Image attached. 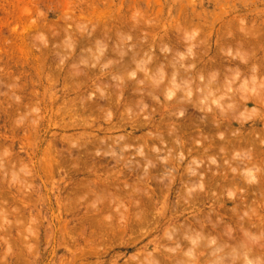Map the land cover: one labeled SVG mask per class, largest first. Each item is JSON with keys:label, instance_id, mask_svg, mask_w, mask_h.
<instances>
[{"label": "rangeland", "instance_id": "rangeland-1", "mask_svg": "<svg viewBox=\"0 0 264 264\" xmlns=\"http://www.w3.org/2000/svg\"><path fill=\"white\" fill-rule=\"evenodd\" d=\"M211 74L208 140L177 101ZM263 103L264 0H0V264H264Z\"/></svg>", "mask_w": 264, "mask_h": 264}, {"label": "bare ground", "instance_id": "bare-ground-1", "mask_svg": "<svg viewBox=\"0 0 264 264\" xmlns=\"http://www.w3.org/2000/svg\"><path fill=\"white\" fill-rule=\"evenodd\" d=\"M83 1H84V0H83ZM137 17H138V16H137ZM120 19H121V18H120ZM199 19H200V18H199ZM140 20H141V19H140ZM100 21H101V20H100ZM100 21H99V22H100ZM111 25H112V24H111ZM135 25H137V24H135ZM132 27H133V26H132ZM211 27H212V26H211ZM116 29H117V28H116ZM131 30H132V28H131ZM118 31H119V30H118ZM242 32H243V31H242ZM250 33H251V32H247V33L245 32V34H246L247 36H248V34L250 35ZM230 34H231V33H230ZM126 35H127V34H126ZM108 36H109V35H108ZM130 36H131V35H130ZM239 36H240V35H239ZM100 37H101V36H100ZM105 37H106V36H105ZM217 37H218V36H217ZM237 37H238V36H237ZM103 38H104V37H103ZM110 38H111V37H110ZM128 38H129V37H128ZM131 38H132V37H131ZM87 39H88V38H87ZM126 39H127V38H126ZM155 40H156V38H155ZM164 40H165V39H164ZM98 41H99V40H98ZM120 41H121V40H120ZM187 41H188V40H187ZM230 42H231V41H230ZM238 43H239V42H238ZM165 44H166V43H165ZM191 45H193V44H191ZM191 45L188 46V47H190V48L193 49V46H191ZM236 45H237V44H236ZM164 46H165V45H164ZM166 46H167V45H166ZM95 47H96V46H95ZM133 47H134V46H133ZM190 48H189V49H190ZM169 49H170V48H169ZM169 49L167 48V50H169ZM122 50H123V49H122ZM159 50H160V48H159ZM187 50H188V49H187ZM190 50H191V49H190ZM104 51H105V50H104ZM119 51H120V50H119ZM175 51H176V50H175ZM175 51H174V52H175ZM195 51H196V50H195ZM206 51H207V50H206ZM97 53H98V51H97ZM144 53H145V52H144ZM146 53H147V52H146ZM189 53H190V56H191V55L193 56V52H192V54H191V51H190ZM100 54H101V53H100ZM103 54H104V53H103ZM137 54H138V53H136V56H134V57H137V56H138ZM147 54H148V53H147ZM181 54H182V53H181ZM181 54L179 55V58H184V57H186L185 54H184V56L181 55ZM195 54H196V53H195ZM118 55H119V54H118ZM122 55H123V54H122ZM174 55H175V54H174ZM151 56H152V55H151ZM151 56H150L149 58H147V60H149V59L151 58ZM171 56H172V55H171ZM192 56H191V57H192ZM239 56H240V55H239ZM134 57H133V58H134ZM152 57H153V56H152ZM187 57H188V56H187ZM137 58H138V57H137ZM137 58H136V59H137ZM142 58H143V57H142ZM142 58H141V59H142ZM162 58H163V57H162ZM145 59H146V58H145ZM151 59H152V58H151ZM164 59H165V58H164ZM125 60H129V59H125ZM125 60L122 59V61H125ZM133 60H135V58H134ZM133 60H132V58H131V61H133ZM159 60H160V59H159ZM176 60H178V57H176ZM176 60H175V61H176ZM194 60H195V57H194ZM129 61H130V60H129ZM135 61H136V60H135ZM170 61H171V60H170ZM192 61H193V60H192ZM99 62H100V61H99ZM136 62H137V61H136ZM136 62H135V63H136ZM150 62H152V61H150ZM150 62H149V63H150ZM171 62L173 63L174 60L171 61ZM171 62L168 63L170 68H172V67L175 65V64H172ZM177 62H179V61H177ZM177 62H176V63H177ZM186 62H188V61H186ZM246 62H247V61H246ZM113 63H114V62H113ZM128 63H129V62H128ZM131 63L133 64L134 61H133V62H130V65H131ZM144 63L146 64V60L144 61ZM147 63H148V62H147ZM159 63H161V61H160V62L158 61V63L156 62L155 65H156V64L159 65ZM170 63H171L173 66H172V65L170 66ZM174 63H175V62H174ZM239 63H240V62H239ZM150 64H151V63H150ZM190 64L192 65V62H191ZM190 64H189V62H188L187 64H185V62H184L183 65H185L184 67H186L187 65H190ZM88 65H89V64H88ZM96 65H97V63H96ZM107 65H108V64H107ZM107 65H106V66H107ZM123 65H124V62H123ZM133 65H134V64H133ZM139 65H140V62H138V66H139ZM161 65L164 66V64H162V63H161ZM161 65H160V66H161ZM177 65H178V63H177ZM177 65H175L176 68H177V70H176L175 72H176L177 74L171 75V78H172V76H173V78H172L171 80H173L175 76L178 77V74H179V72L181 71V70H180V69L182 68L181 65H180V68H179V72H178V67H177ZM183 65H182V66H183ZM191 65H190V67H191ZM140 66H141V65H140ZM143 66L146 67V65H144V64H143ZM151 66H152V65H151ZM156 66H157V65H156ZM156 66H154V68H153L154 70H153V71H152V70H150V71L148 70V74L150 73V76H151L150 78H152V77H153V74H154V73L151 74V72H154V71L156 72V70H155V67H156ZM160 66H159V67H160ZM175 66H174V69H175ZM193 66H194V65H192L191 69L193 68ZM147 67H148V66H147ZM157 67H158V66H157ZM159 67H158V68H159ZM184 67L182 68V70H184ZM203 67H204V66H203ZM108 68H109V67H108ZM125 68H127V67H125ZM151 68H152V67H151ZM160 68H161V67H160ZM160 68H159V75H157L158 73H157V74H154V77L157 75V77H155V79H154L155 82H154L153 79H152V81H153V82H152V81L148 78L149 81L152 82V84H150L151 86L149 85V81H148V84H147V82L145 83L146 85H149V87L152 88V90H153V87H152L153 84L156 83L157 86H154V87H156V90L154 89L155 91L158 90V87H159V90H158V91H160L162 85L159 83V82H160L159 80H161V82H162V81L164 80V76L166 75V73H164V75H163V69H164V67L161 68V69H162L161 71H160ZM187 68H189V67H187ZM212 68H213V67H212ZM242 68H243V67H242ZM100 69H101V68H100ZM165 69H166V68H165ZM174 69H173V71H174ZM189 69H190V68H189ZM189 69H187V70H189ZM185 70H186V69H185ZM200 70H202V68H201ZM206 70H208L207 66H206ZM235 70H236V69H235ZM243 70H244V69H243ZM171 71H172V70H171ZM173 71H172V73H175V72H173ZM189 71H190V70H189ZM191 71H192V74L195 75V73H196L197 71H199V69L196 70L195 68H193V70H191ZM230 71H231V70H230ZM183 72L186 73L187 71H183ZM201 72H202V71H201ZM201 72L199 71V72L196 73V74H199V73H201ZM148 74H147V75H148ZM161 74L163 75V77H162ZM202 74H203V72H202ZM179 75H180V74H179ZM200 75H201V74H200ZM200 75H199V76H200ZM223 75H224V74H223ZM226 75H227V74H226ZM226 75H224V77H225ZM129 76H130V75H129ZM133 76H134V75H133ZM148 76H149V75H148ZM148 76H147V77H148ZM188 76L191 77V75H188ZM202 76H203V77L200 76L199 79H200V78H203V79H204V75H202ZM209 76L211 77L210 79L207 80V78H206L207 81H206V80H205V82L203 81V82H204V83H203V88H205V89H203V90L201 91V88L198 86V92L201 91L200 93H198V94H196V93L193 94V92L191 91V88H192V87H191V88H189L190 91L187 90L186 92H181V93H183V94L181 95V96H182V99H179V100L177 101V102H179V101L183 100L184 95H185L184 93H186V96H185L184 100H183L182 103H181V106H182L183 108H180V109H181V110H179L180 113H181V111H182V113H183V110H185L184 112H186V110H187L188 108L190 109L191 107L195 108V109L192 108V110H195V111H196V110H197V111L199 110L200 112H202V111L205 112V111H206L205 113H206L207 115H209V117H208V119H207L208 121H207L206 119H205V120L209 123L207 126H208V127L210 126L209 131L207 130V132L209 133V139L207 138L208 140H210V138H211L212 134L214 133V131L217 130L218 132H220L219 130H221L220 128H221V127L223 126V124H224V121H223L224 119H223V118H225V117H223V115H222L221 118H217L216 116H211V113H213V112L209 113V112L211 111V104L209 105L210 107L207 106L206 104H209V103H210V102H208L207 100H209V98H210V100H212V98H213V100H214L216 103H218V101L216 100V97L218 98L220 95H222V93H223L222 87L229 86V85H228V82H227V77H228V75H227V77L224 78V79H226V80L224 81V83H223L224 86H223L222 83H220L219 80H218V81H216V80L213 81V78H215V77H214L212 74L209 75ZM209 76H208V78H209ZM236 76H237V75H236ZM240 76H241V74H240ZM160 77H162L163 79L160 78ZM177 77H176V78H177ZM212 77H213V78H212ZM245 77H246V76H245ZM168 78H169V77H168ZM180 78L183 79L182 77H180ZM180 78H179V79H180ZM187 78H188L187 76H186V78L184 77V80L186 81ZM130 79H131V78H130ZM158 79H159V80H158ZM177 79H178V78H177ZM179 79H178V80H179ZM211 79H212V80H211ZM215 79H216V78H215ZM228 79H229V77H228ZM142 80H143V79H142ZM156 80H157L158 82H157ZM174 80H175V79H174ZM174 80H173V81H170V83H169V81H168V82H167L168 84H167L166 82L164 83V81H163V83L166 85L165 87H168L169 84H171V82H173L171 86H175V87L177 86V87H179L178 85H175L176 82L174 83ZM191 80L193 81L192 84L189 83V82H191ZM194 80H195V79H194ZM194 80H193V78H192V79L189 78V80L187 79L188 82L186 81L185 83H188V84H185V83H184V84H185V87H186L187 85L190 86V84L193 85L194 82H195ZM130 81H131V80H130ZM176 81H177V80H176ZM228 81H229V80H228ZM253 81H254V80H253ZM119 82H120V81H119ZM124 82H125V81H124ZM124 82H122V83H124ZM177 82H178V81H177ZM200 82H202V79H201ZM222 82H223V81H222ZM225 82H226V83H225ZM243 82H244V81H243ZM135 83H136V82H135ZM116 84H117V83H116ZM124 84L126 85V83H124ZM133 84H134V83H133ZM140 84H141V83H140ZM177 84H178V83H177ZM201 84H202V83H201ZM225 84H226V86H225ZM247 84H248V82H247ZM125 85H124V86H125ZM131 85H132V84H131ZM135 85H136V84H135ZM154 85H155V84H154ZM160 85H161V86H160ZM163 86H164V85H163ZM205 86H207V88H206ZM254 86H255V85H254ZM169 87H170V86H169ZM116 88H117V87H116ZM124 88H125V87H124ZM150 88H149V91H150V92H149L148 89H147V91L149 92V94H148L147 91H146V94L149 95L150 99H151V97H152V99L150 100V101H152V100H154L153 98H155V97H157V96H155V97H154V95L152 96V94H153L155 91H154V90H153V91L150 90ZM231 88H232V87H231ZM118 89H119V88H118ZM172 89H173L172 87H171V90L168 89V90H169L168 92L174 90V89H173V90H172ZM186 89H188V87H186ZM125 90H126V89H125ZM139 90H140V89H139ZM141 90H142V89H141ZM182 90H183V89H182ZM182 90H181V91H182ZM199 90H200V91H199ZM221 90H222V91H221ZM102 91H103V90H102ZM122 91H123V90H122ZM151 91L153 92L152 94H150ZM184 91H185V88H184ZM105 92H106V91H105ZM144 92H145V91H142V93H144ZM161 92H162V90H161ZM164 92H165V93H164L163 95H166V96H167L168 94H169V96H171V95L174 93V92H170V93L166 94V88H165ZM219 92H220V93H219ZM221 92H222V93H221ZM231 92H232V91H231ZM257 92H258V91H257ZM109 93H110V92H109ZM113 93H114V92H113ZM121 93H123V92H121ZM133 93H134V92H133ZM217 93H219L220 95L217 94ZM232 93H233V92H232ZM134 94H137L136 91H135ZM154 94H155V93H154ZM240 94H241V93H240ZM110 95H111V94H110ZM120 95H122V94H120ZM150 95H151V96H150ZM157 95H158V94H157ZM223 95H224V94H223ZM223 95H222V96H223ZM132 96H133V94H132ZM225 96H227V94H225L224 97H225ZM106 97H107V95H106ZM112 97H113V96H112ZM130 97H131V96H130ZM149 97L145 96V98H148V99H146V100H149ZM214 97H215V98H214ZM228 97H230V98H228ZM228 97H227V99L230 100V102H229V106H228V107H230V109H228V107L225 106V105H222V106L227 107V109L229 110V113H230V110H231V112H233V111L235 112V110H236V111H238V110H242L240 105L244 106L245 109H246V108H250L251 106H254V105L257 104V102H258V98L256 99V100H257V102H256V101H254L255 99H253V98H252V99H251V98H248V99H245V100L236 101V99H235V95H231V96H230V95L228 94ZM243 97H244V96H243ZM159 98H160V97H159ZM168 98H169V97L164 98V100H165V99H168ZM179 98H180V97H179ZM206 98H207V100H205ZM108 99H109V98H108ZM120 99H121V97H120ZM155 99H157V98H155ZM169 99H171V97H170ZM98 100H99V99H98ZM134 100L137 102L138 99H134ZM158 100H159V99H157V102H158ZM200 100H202V101H200ZM210 100H209V101H210ZM213 100H212V101H213ZM118 101H119V100H118ZM135 101H134V102H135ZM138 101L141 102V99L139 98ZM144 101H145V100H144ZM144 101L141 102L140 105H139L138 102H137V103H136V102H135V103L132 102V103H134V104H136V105L138 104L137 106L135 105V106H136V109H137V113H140L141 110H142L141 113L144 111V107L146 106V103H144ZM150 101H149V102H150ZM168 101H170V100H166L167 103H168ZM203 101H204V102H207V103L204 104ZM224 101L227 102L228 100L226 101V99H225ZM259 101H260V100H259ZM225 102H224V103H225ZM262 102H263V101H262ZM98 103H99V102H98ZM116 103H117V102H116ZM172 103H173V102H172ZM179 103H180V102H179ZM201 103H203V104H201ZM227 103H228V102H227ZM227 103H225V104H227ZM82 104H83V103H82ZM143 104H144V106H143ZM158 104H161V103H160V100H159V103H158ZM175 104H176V103H175ZM263 104H264V103H263ZM117 105H118V104H117ZM127 105H128V104H127ZM129 105H130V103H129ZM166 105H167V104H166ZM169 105H170V104H169ZM141 106H142L141 110H140V108H137V107H141ZM216 106H217V105H216ZM222 106H221V107H222ZM262 106H263V105H262ZM125 107H126V106H125ZM127 107H128V106H127ZM129 107H132V105H130ZM205 107H206V108L208 107V108L205 110ZM132 108H135V107H132ZM132 108H129V109L132 110ZM167 108H168V107H167ZM209 108H210V110H209ZM222 108H223V107H222ZM129 109H128V111L130 112ZM145 109H146V107H145ZM160 109H161V108H160ZM174 109H175V110L172 109L173 111L171 110L172 112L170 111L171 115H172L174 112H177V111H178V110H177L178 108H174ZM182 109H183V110H182ZM224 109H225V108H224ZM224 109H223V111L221 110L222 112H221V111H219V112H221V113H225V110H224ZM138 110H139V111H138ZM176 110H177V111H176ZM207 110H208L209 112H207ZM232 110H233V111H232ZM89 111H90V110H89ZM123 111H124V109H123ZM135 111H136V110L134 109L133 112H135ZM160 111H161V110H160ZM179 111H178V112H179ZM187 111H188V110H187ZM195 111H194V112H195ZM197 111H196V112H197ZM213 111H216V110H213ZM129 112H128V113H129ZM154 112H155V111H154ZM196 112H195V113H196ZM216 112H218V111H216ZM239 112H240V111H239ZM244 112H245V110H244ZM128 113H126V114L128 115ZM130 113H131V112H130ZM135 113H136V112H135ZM137 113H136V114H137ZM152 113H153V112H152ZM152 113H151V114H152ZM155 113H156V112H155ZM136 114H135V115H136ZM144 114H145V113H144ZM158 114H159V113H158ZM174 114H175V113H174ZM183 114H185V113H183ZM188 114H189V113H188ZM201 114H202V113H201ZM201 114H200V115H201ZM216 114H217V113H216ZM230 114H231V113H230ZM133 115H134V113H133ZM133 115H132V119H133V117H134ZM193 115H194V114H193ZM207 115H206V116H207ZM213 115H214V114H213ZM219 115H221V114L219 113ZM224 115H225V114H224ZM119 116H120V114H119ZM128 116H129V115H128ZM140 116H141V115H140ZM157 116H158V115H157ZM163 116H164V115H163ZM169 116H170V115H168V117H169ZM172 116H173V115H172ZM198 116H199V115H198ZM202 116L204 117L205 115H201L200 118L198 117V118L200 119V120H199V119H198V120H199V121H202V124H203V125L205 124V126H206L207 122H203L204 120L202 119V118H203ZM227 116H228V115H227ZM240 116H241V115H240ZM135 117H136V116H135ZM137 117H138V116H137ZM149 117H150V116H149ZM149 117L146 116L147 119H148ZM165 117H166V116H165ZM165 117H164V118H165ZM186 117H187V116H186ZM191 117H193V116H191ZM130 118H131V117H130ZM150 118H151V117H150ZM169 118H170V117H169ZM228 118H229V117H228ZM233 118H234V117H233ZM123 119H124V118H123ZM132 119H131V121H133ZM147 119H146V120H147ZM201 119H202V120H201ZM226 119H227V118H226ZM230 119H231V117H230ZM235 119H236V118H235ZM128 120H130V119H128V117H127V121H128ZM139 120H140V119H139ZM142 120H143V119L141 118V121H140V122L135 121V123H137V122L139 123V124L137 123V126L140 125L139 127H141V124H140V123L143 122ZM150 120H151V119H150ZM162 120H163V118H162ZM164 120H165V119H164ZM168 120H169V119H168ZM191 120H192V119H191ZM231 120H232V119H231ZM180 121H181V120H180ZM192 121H193V120H192ZM227 121H228V120H227ZM128 122H129V121H128ZM147 122H148V121H147ZM160 123H161V122H160ZM130 124H131V123H130ZM132 124H133V122H132ZM145 124H146V121H145L144 124H142V125H145ZM191 124H192V123H191ZM197 124H198V123H197ZM114 125H115V124H114ZM114 125H113V126H114ZM146 125H147V124H146ZM159 125H160V124H159ZM189 125H190V124H189ZM194 125H195V124H194ZM203 125H202V126H203ZM129 126H130V125H129ZM137 126H136V127H137ZM150 126H151V125H150ZM173 126H174V125H173ZM190 126H191V125H190ZM133 127H135V126H133ZM139 127H138V128H139ZM152 127H153V126H152ZM175 127H176V125H175ZM175 127L172 129V131H173V130H176V131H177L178 129L180 130V127H179V126H177V127H179L178 129L175 128ZM181 127H182V125H181ZM223 127H224V126H223ZM223 127H222V128H223ZM225 127H226V126H225ZM225 127H224V128H225ZM113 128H114V127H113ZM117 128H118V127H117ZM119 128H120V127H119ZM148 128H149V127H148ZM155 128H156V127H155ZM183 128H185V125H183ZM183 128H181V130H182ZM186 128H187V127H186ZM204 128H206V127H204ZM224 128H223V129H224ZM111 129H112V128H111ZM188 129H189V127H188ZM207 129H208V128H207ZM223 129H222V130H223ZM227 129H228V128H227ZM227 129H226V130H227ZM112 130H113V129H112ZM154 130H155V129H154ZM156 130H157V129H156ZM156 130H155V131H156ZM179 130H178V131H179ZM142 131H143V130H142ZM183 131H184V129H183ZM201 131H202V130H201ZM217 131H216V132H217ZM152 132H153V131H152ZM184 132H185V131H184ZM218 132H217V135H218ZM226 132H227V131H226ZM132 133H133V132H132ZM148 133H149V132H148ZM157 133H158V132H157ZM169 133H170V132H169ZM173 133H175V131H173ZM181 133H182V132H181ZM196 133H197V132H196ZM211 133H212V134H211ZM223 133H224V132H223ZM145 134H146V133H145ZM170 134H171V133H170ZM219 134H220L221 137H223V136H222V131H221ZM226 134H227V133H226ZM152 135H153V133L151 134V136H152ZM156 135H157V134H156ZM182 135H183V134H182ZM184 135H185V134H184ZM199 135H200V134H199ZM210 135H211V136H210ZM153 136L155 137V135H153ZM188 136H189V135H188ZM188 136H187V137H188ZM149 137H150V134H149ZM158 137H159V136H156V138H158ZM174 137H175V139H176V137L178 138L179 135L174 136ZM216 137H218V136H216ZM229 137H230V136H229ZM151 138H152V137H151ZM156 138H155V139H156ZM180 138H181V137H179L178 140H175V139H174V143L177 141L176 144L178 145V148L180 147V142H178V141L180 140ZM192 138H194V137L191 136L190 139H192ZM204 138H205V137H204ZM204 138H203V139H204ZM140 139H141V138H140ZM144 139H145V142H146V138H144ZM149 139H150V138H149ZM194 139H196V138H194ZM215 139H216V138H215ZM215 139H214V140H215ZM243 139H244V138H243ZM147 140H148V139H147ZM160 140H161V139H160ZM186 140L188 141L187 138H186ZM208 140H206V141H208ZM212 140H213V139H212ZM219 140H220V139H219ZM142 141H143V140H142ZM153 141H154V140H153ZM180 141H181V140H180ZM194 141H195V140H194ZM204 141H205V140H204ZM206 141H205V142H206ZM215 141H216V140H215ZM132 142H133V141H132ZM136 142H137V141H136ZM161 142H162V141H161ZM190 142H191V141H190ZM146 143H147V142H146ZM146 143H145V144H146ZM178 143H179V144H178ZM197 143H199V142H197ZM215 143H216L217 146H219V147L221 148V145H222V144H221V145H218V144H219L218 141L215 142ZM163 144H164V143H163ZM171 144H172V143H171ZM188 144H189V143H188ZM201 144H202V143H201ZM236 144H237V143H236ZM242 144H243V143H242ZM173 145H174V144H173ZM177 145H176V146L174 145V147L176 148ZM190 145H191V144H190ZM210 145H211V144H208V148H211ZM171 146H172V145H171ZM206 146H207V145H206V143H205V145H204L203 147H201V146H200V147L203 149V148L206 147ZM212 146H213V145H212ZM152 147H153V146H152ZM174 147H173V148H174ZM181 147H183V148L186 147V142H185V140H182V141H181ZM171 148H172V147H171ZM215 148H216V146H215ZM220 148H219V149H220ZM229 148H230V147H229ZM221 149H222V150H223V149L225 150V146H224V148H223V146H222ZM249 149H250V148H249ZM152 150H153V149H152ZM160 150H162V149H160ZM187 150H188V149H187ZM197 150H198V149H197ZM207 150H208V149H207ZM224 150H223V151H224ZM166 151H167V150H166ZM190 151H191V150H190ZM251 151H252V150H251ZM211 152H212V151H211ZM225 152H226V151H225ZM233 152H234V151H233ZM175 153H177V152H175ZM185 153H186V152H185ZM193 153H194V152H193ZM195 153H196V152H195ZM197 154H198V153H197ZM221 154H222V153H221ZM221 154H220V156H221ZM237 154H238V153H237ZM173 155H174V154H173ZM180 155H181V154H180ZM188 155H189V153H188ZM167 156H168V155H167ZM228 156H229V154H228ZM174 157H175V155H174ZM230 157H231V156H230ZM235 157H236V156H235ZM116 158H117V157H116ZM180 158H182V157H180ZM183 158H184V157H183ZM183 158H182V159H179V158H178L180 161H177V163H178V162L181 163V161H183ZM207 158H208V157H207ZM218 158H219V157H218ZM232 158H233V157H232ZM237 158H238V157H237ZM155 159H156V158H155ZM170 159H173V158H170ZM225 159H226V158H225ZM161 160H162V159H161ZM174 160H175V158H174ZM77 161H78V160H77ZM139 161H140V160H139ZM148 161H149V160H148ZM159 161H160V160H159ZM162 161H163V160H162ZM171 161H172V160H171ZM208 161H209V160H208ZM210 161H211V160H210ZM210 161H209V162H210ZM168 162H169V160L167 161L166 166H168ZM173 162H174V161H173ZM134 163H135V162H134ZM174 163H175V162H174ZM174 163H173V164H174ZM210 163H211V162H210ZM58 164H59V163H58ZM87 165H88V164H87ZM136 165H137V164H136ZM179 165H180V164H179ZM234 166H235V165H234ZM178 167H179V166H178ZM235 167H236V166H235ZM167 168H168V167H167ZM170 168L173 169L174 171H177V169H176L175 167H173V166L170 167ZM197 169H198V168H197ZM214 169H215V168H214ZM142 170H143V169H142ZM173 170H170L169 173L172 172ZM199 170H200V168H199ZM250 170H251V169H250ZM209 171H210V170H209ZM235 171H236V170H235ZM247 171H248V170H247ZM132 172H133V171H132ZM203 172H204V171H203ZM263 172H264V171H263ZM144 173H145V172H144ZM144 173H143V175L145 176L146 173H145V174H144ZM172 173H173V172H172ZM174 173H175V172H174ZM195 173H196V172H195ZM249 173H250V172H249ZM171 175H172V174H171ZM188 175H189V174H188ZM210 175H211V174H210ZM202 176H203V175H202ZM212 176H215V175H212ZM212 176H211V177H212ZM169 177H170V176H169ZM138 178H139V177H138ZM151 178H152V177H151ZM163 178H164V177H163ZM173 178H174V177H173ZM173 178H172V179H173ZM212 178H213V177H212ZM231 178H232V177H231ZM238 178H239V177H238ZM139 179H140V178H139ZM178 179H180V176L175 177L174 181H177ZM185 179H186V178H185ZM187 179L190 180L189 182H191V181L194 179V177L191 178L190 176H188ZM142 181H143V180H142ZM170 181H171V180H170ZM186 181H187V180H186ZM210 181H211V180H210ZM144 183H145V182H144ZM169 183H170V182H169ZM217 183H218V182H217ZM111 184H112V183H111ZM126 184H127V182H126ZM162 184H163V183H162ZM186 184H187V183H186ZM208 184H209V183H208ZM93 185H94V183H93ZM173 185H174V184H173ZM87 187H88V186H87ZM87 187H86V188H87ZM127 187H128V186H127ZM157 187H158V186H157ZM162 187H163V186H162ZM201 187H202V186H201ZM251 187H252V186H251ZM137 188H138V187H137ZM190 188H191V187H190ZM199 188H200V187H199ZM83 189H84V188H83ZM128 189H129V188H128ZM135 189H136V188H135ZM168 189H169V187H168ZM107 190H108V189H107ZM130 190H131V189H130ZM136 190H137V189H136ZM157 190H158V189H157ZM189 190H190V189H189ZM164 191H165V189H164ZM169 191H170V190H169ZM205 191H206V190H205ZM106 192H107V191H106ZM127 192H128V191H127ZM148 192H151V191H148ZM123 193H124V192H123ZM204 193L207 194L206 192H204ZM111 194H112V193H111ZM147 194H148V193H147ZM168 194H169V193H168ZM184 194H185V193H184ZM192 194H193V193H192ZM197 194H199V193H197ZM197 194H196V195H197ZM125 195H126V194H125ZM181 195H182V194H181ZM189 195H190V193H189ZM100 196H101V195H100ZM108 196H109V194H108ZM111 196H112V195H111ZM127 196H128V195H127ZM140 196H141V195H140ZM182 196H183V195H182ZM184 196H186V194H185ZM116 197H118V196L116 195ZM187 197H188V195H187ZM151 198H152V197H151ZM180 198H181V197H180ZM189 198H190V196H189ZM106 199H107V198H106ZM110 199H111V198H110ZM145 199H146V198H145ZM191 199H192V198H191ZM195 200H196V199H195ZM189 201H190V200H189ZM198 202H200V201H198ZM144 203H145V202H144ZM146 203H147V202H146ZM193 203H194V202H193ZM191 204H192V203H191ZM180 206H181V205H180ZM190 206H191V205H190ZM152 207H153V206H152ZM143 209H144V208H143ZM234 211H235V210H234ZM140 212H141V211H140ZM141 213H142V212H141ZM149 213H150V212H149ZM211 213H212V212H211ZM147 214H148V213H147ZM150 214H151V213H150ZM205 214H206V213H205ZM203 216H204V215H203ZM210 216H211V215H210ZM236 216H237V215H236ZM244 217H245V216H244ZM197 218H198V217H197ZM209 218H210V217H209ZM214 218H215V217H214ZM236 219H237V218H236ZM192 220H194V219H192ZM213 220H214V219H213ZM237 220H238V219H237ZM244 220H245V219H244ZM136 221H137V220H136ZM140 221H141V220H140ZM198 221H199V220H198ZM143 223H144V222H143ZM220 223H222V222L220 221ZM243 223H244V222H243ZM245 223H246V222H245ZM226 224H227V223H226ZM239 224H240V223H239ZM144 225H145V224H144ZM144 225H143V227H144ZM221 225H222V224H221ZM240 225H241V224H240ZM201 226H202V225H201ZM211 226H212V225H211ZM249 226H250V225H249ZM249 226H248V227H249ZM208 228H209V227H208ZM240 228H241V227H240ZM242 228H243V227H242ZM217 229H218V228H217ZM243 229H244V228H243ZM179 231H180V230H179ZM179 231H178V232H179ZM219 231H220V230H219ZM241 231H242V230H241ZM244 232H245V231H244ZM179 233H180V232H179ZM221 233H222V232H221ZM223 233H224V232H223ZM178 236H179V235H178ZM173 238H174V237H173ZM241 238H242V237H241ZM181 239H182V238H181ZM238 239H239V238H238ZM192 241H193V240H192ZM195 241H196V240H195ZM197 241H198V240H197ZM179 242H180V241H179ZM183 243H184V242H183ZM203 245H204V244H203ZM205 245H206V244H205ZM207 246H208V245H207ZM187 247H188V246H187ZM163 260H164V259H163Z\"/></svg>", "mask_w": 264, "mask_h": 264}]
</instances>
